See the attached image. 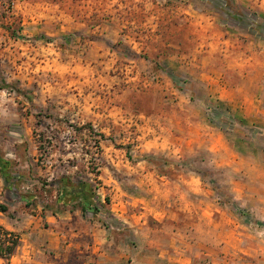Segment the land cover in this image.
I'll list each match as a JSON object with an SVG mask.
<instances>
[{"label":"rangeland","instance_id":"rangeland-1","mask_svg":"<svg viewBox=\"0 0 264 264\" xmlns=\"http://www.w3.org/2000/svg\"><path fill=\"white\" fill-rule=\"evenodd\" d=\"M260 35L264 0H0V157L12 163L0 205L35 214L61 175L91 182L101 202L97 176L114 170L106 163L119 149L118 176L137 163L161 176L200 175L224 207L225 171L183 155L170 116L184 97L210 104L214 88L199 79L205 51L226 86ZM10 264L102 263L84 248L64 262L26 250Z\"/></svg>","mask_w":264,"mask_h":264},{"label":"crops","instance_id":"crops-1","mask_svg":"<svg viewBox=\"0 0 264 264\" xmlns=\"http://www.w3.org/2000/svg\"><path fill=\"white\" fill-rule=\"evenodd\" d=\"M254 45L243 75L226 86L217 85L218 70L203 53L199 79L214 88L208 106L223 107L216 117L190 97L170 116L183 155L225 171L230 203L221 206L200 175L161 176L137 163L118 176L124 161L114 149L106 163L114 170L97 176L108 197L98 220L79 209L0 212V227L18 237L15 253L51 251L64 262L86 248L102 264H264V35Z\"/></svg>","mask_w":264,"mask_h":264},{"label":"trees","instance_id":"trees-1","mask_svg":"<svg viewBox=\"0 0 264 264\" xmlns=\"http://www.w3.org/2000/svg\"><path fill=\"white\" fill-rule=\"evenodd\" d=\"M11 166L9 160L0 157V178L4 183L11 184ZM55 197L49 206H43L47 210L79 209L83 215L96 219L103 213L104 204L98 201L91 182L81 180L74 181L70 176L61 175L54 182ZM11 190L10 188H7ZM107 199L104 200L106 204ZM0 212H7V207L0 205ZM19 246L18 237L0 227V259L9 260Z\"/></svg>","mask_w":264,"mask_h":264},{"label":"built area","instance_id":"built-area-1","mask_svg":"<svg viewBox=\"0 0 264 264\" xmlns=\"http://www.w3.org/2000/svg\"><path fill=\"white\" fill-rule=\"evenodd\" d=\"M94 192L96 193V190L94 189ZM105 199H103V201H104ZM101 201H102V199H101Z\"/></svg>","mask_w":264,"mask_h":264}]
</instances>
